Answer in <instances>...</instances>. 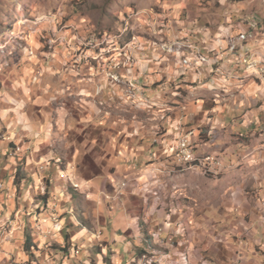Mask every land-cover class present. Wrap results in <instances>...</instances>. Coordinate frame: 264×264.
<instances>
[{
	"label": "clouds",
	"instance_id": "clouds-1",
	"mask_svg": "<svg viewBox=\"0 0 264 264\" xmlns=\"http://www.w3.org/2000/svg\"><path fill=\"white\" fill-rule=\"evenodd\" d=\"M0 264H264V0H0Z\"/></svg>",
	"mask_w": 264,
	"mask_h": 264
}]
</instances>
